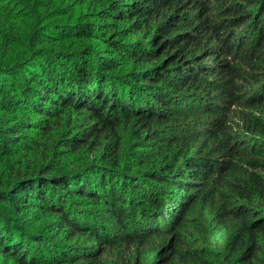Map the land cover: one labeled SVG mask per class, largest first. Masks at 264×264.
Instances as JSON below:
<instances>
[{
	"label": "trees",
	"instance_id": "16d2710c",
	"mask_svg": "<svg viewBox=\"0 0 264 264\" xmlns=\"http://www.w3.org/2000/svg\"><path fill=\"white\" fill-rule=\"evenodd\" d=\"M0 264H264V0H0Z\"/></svg>",
	"mask_w": 264,
	"mask_h": 264
}]
</instances>
